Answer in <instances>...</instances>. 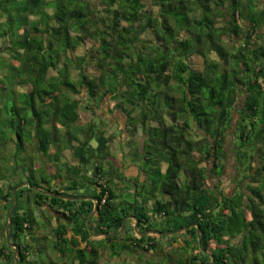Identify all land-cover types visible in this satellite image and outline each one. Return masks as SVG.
<instances>
[{"label":"trees","instance_id":"obj_1","mask_svg":"<svg viewBox=\"0 0 264 264\" xmlns=\"http://www.w3.org/2000/svg\"><path fill=\"white\" fill-rule=\"evenodd\" d=\"M145 1L0 0V90L7 99L2 109L9 113L2 122L7 129L19 124L13 156L27 153L32 179L27 181L40 189L23 184L34 198L29 202L26 196L27 208L22 209L16 197L11 209L9 240L18 248V264L54 263L43 258L41 239L31 235L36 225L30 203L36 208L47 203L51 213L44 212L45 218L51 221L54 214L69 223L58 225L51 241L62 264H97L104 256H116L114 244L122 238L121 251L140 258L137 252H149L157 244L152 235H140L151 229L166 233L165 241L171 243L169 251L156 250L163 264L169 259L210 264L211 258L213 264H264V0H257L253 11L246 0H148L155 11L147 10ZM234 37L239 38L235 45L225 44ZM86 42L91 45L80 53ZM192 54L202 57V70L189 64ZM70 66L75 76L69 74ZM90 67L96 72H87ZM15 86L22 87L23 102L7 104ZM104 102L107 112L125 115L126 127L134 126L135 117L141 121L143 145L135 151L141 153V163L134 182L140 180L142 189L131 183L133 202L126 201L127 206L114 202L102 166L105 158L111 164L114 158L107 157L113 133L97 127L94 119L109 127L108 119L96 114ZM81 112L90 116L78 123ZM230 128L233 147L225 148ZM50 148L52 161L65 149L75 161L63 173L55 171L60 164H53L51 178L44 175L46 166L34 167L35 156L48 159ZM229 151L233 167L225 183L221 176ZM15 166L13 160L12 171L20 167ZM34 171L43 175L37 180ZM182 171L188 175L179 183ZM99 173L105 186L96 180ZM63 177L68 184L55 189L52 181ZM120 178L115 176L116 183ZM20 182L8 185L1 196L5 210ZM85 184L96 186L91 199L68 194ZM158 186L161 200L158 192L151 193ZM130 215L140 232L128 218L130 224L127 230L124 224L118 238L122 219ZM5 226L0 256L15 264ZM176 242L179 248L172 247ZM184 248L192 254L173 260L170 253ZM32 254L35 258L28 259Z\"/></svg>","mask_w":264,"mask_h":264},{"label":"rangeland","instance_id":"obj_2","mask_svg":"<svg viewBox=\"0 0 264 264\" xmlns=\"http://www.w3.org/2000/svg\"><path fill=\"white\" fill-rule=\"evenodd\" d=\"M256 1L257 0H246V3L249 7V10L253 11V9H254L253 4ZM148 3H149L148 0L145 1V8L149 11H153V10L155 11L156 9L151 7V5H149ZM216 23H217L216 26L221 25L219 19L217 20ZM184 32L185 31L180 33V35H179L180 38H181V36H185ZM236 41H239V38L234 37L232 41L227 40L225 44H227V45L234 44L235 45ZM89 45H91L90 42L89 43L86 42L85 45H83V47L80 48L79 52L82 53V52H84V50L86 51L87 48L89 47ZM3 49H5V48H3ZM3 55H4V58L8 57V55L6 53H3ZM211 55L213 57H215L214 53H211ZM188 62L191 66H193L194 68H196L198 70H202V68H203V60H202L201 56L192 54L189 57ZM86 71L90 72V73L96 72L93 67L87 68ZM54 72L55 71L51 70V71H49V74H54ZM69 74L72 76H75L77 74V72L73 66L69 67ZM8 80L9 79L4 78L3 83L5 85H8ZM6 87L9 88L8 86H6ZM0 88H2L1 85H0ZM26 89L29 91L30 87H27ZM6 90H8V89H6ZM9 90H11V89H9ZM12 90H13V88H12ZM21 91H23L22 87L15 86L14 87V93L15 94L12 92V97L10 99H8L9 101H7V104H10L12 102H15L17 105L22 104L23 99H21L22 98V96L20 95ZM8 92H11V91H8ZM6 100H5V91L0 90V129L2 130V132H0V186L3 185V187H4V184H6V182H8L9 180H12V179H14L13 183H17L19 180L22 181L21 183H24L28 179L32 180L31 176H29L30 173L28 172L29 171L28 166H27L28 165V157L27 158L24 157L27 155L26 152H22L16 158L13 156L14 144H18V138H17V135H15L16 134L15 130L17 129V126L19 124L15 123L11 129H7L8 126L4 125L5 122H2L5 120L6 114H9V113H7L6 110H4L5 108L2 109L6 103ZM104 107H105V102L103 103V107L101 109L100 108L96 109V111H97L96 114L98 117L103 116L104 118H107L108 119L107 123L109 124V127H106L104 122L102 123L103 125L100 124L101 122L96 120V117H94L95 124L97 127L105 126L104 129H106V130L108 129L110 133H113L112 134V136H113L112 137V144L110 145V149H109L110 154L107 157L111 158L112 156H114V158H117L119 165L121 166L122 169L117 171L116 170L117 167L114 166L115 163L112 161L114 165L111 164V162L107 158H105L102 161V163H103L102 166H103L104 170L106 169L105 173L107 174V176L109 178L110 186H111L112 190L114 191V194L116 195V197L114 198V202L115 203L120 202V204L122 206H127L126 201L133 202V198H132L133 195L131 193L132 191H130V189L132 187L131 183H134V186H135V184H138V186H136V189L138 191L141 192V189H142V188H140V184H141L140 180L138 182L137 181L134 182V180L137 177H139V175L137 176L135 174H136V169H137L138 165H140V163H141L140 162L141 160L137 159L140 157L141 153L138 152L139 154H137V155L135 154V151L137 150V148L141 147L143 145L141 143L142 142V131H141V128L139 127V125H141V121L139 119H137V117H135L133 119V121L135 122L134 126L130 125V126L126 127L124 124L125 123V115L122 112H119V111H114L113 113L109 112V111L107 112V110H105ZM89 116H90L89 113L81 112L78 123L86 122L88 120ZM138 120H139L140 124L138 123ZM113 122H116V123H113ZM135 125H136V127H135ZM233 139H234V129L230 128L226 132V135H225V141H224L225 148H228L229 146L233 147ZM92 142L94 143V141H92ZM136 146H137V148H136ZM229 150H230V148H229ZM23 153H25V154H23ZM66 153L70 156L69 150ZM232 156H233L232 153L229 151V153L225 157L226 166L224 168L223 175L221 176L222 178L220 177L221 179H225V183L228 182V180L230 178L229 172L231 171V169L233 167L232 166V162H233ZM20 158L21 159L24 158V160L21 161ZM35 158H36V156H35ZM13 160H14V162H16L15 167L20 166L15 171H12ZM64 161L66 163H68L67 162L68 158H66V160H64ZM36 163H37V161H36ZM45 166H47L45 163H41V167H45ZM143 166L144 165H141V168H143ZM112 168H115V169L112 172H109V170ZM44 170H45L44 175L49 177L46 169H44ZM50 171H52V170H50ZM40 173H42V175H43V171H41V172H35L34 171L33 176L35 177V175H36L35 179L38 180L41 177ZM139 174L141 175V172H139ZM149 174L152 177L155 174V171H152ZM117 175L119 177L122 176L123 179L122 178L118 179V181L116 183L115 180L117 179ZM187 175H188L187 171H182L180 177L178 178L179 183L185 182ZM115 176H116V179H115ZM80 180L82 182H84L85 177L81 178ZM115 183H116L117 188H115ZM24 187L25 186L22 185V187H20V188H22L23 190H21L19 192L18 196L16 194L17 205H20L21 204L20 202L22 201V205H23L22 209H24L25 207L27 208V206L25 204V203H27V201L23 200L26 198V196L28 197L29 202H31L34 198V192L32 190L28 191ZM90 188H93L95 190L96 186L92 185V186H90ZM159 188L160 187L158 186V187L152 189L151 193L153 192V194H156L158 192L156 194V197L159 200H161L160 198H162L163 194L161 192H159L160 191ZM72 192L73 191H70V192H68V194L72 195L73 194ZM145 193L147 194V187H145L142 190L143 196L145 195ZM74 194H76V193H74ZM150 195L151 194H149V189H148V196H150ZM139 198L140 197H138V199ZM150 198L153 201H155L154 197H150ZM115 205H118V204H115ZM30 206L32 209V214H33L32 218L34 220V225H36V228L33 229V232H31V235H36L38 237L37 239H41L39 241V243L41 244V246L42 245L44 246V247H41V249H43L45 252V255L43 256V258L49 256L51 259V262H54L52 264H62L61 259H59V257H58V253L51 249V241L56 240V237H55L56 235L54 234V229L57 227L56 220L52 221V219H51V221H49V219L45 218V217H47L46 214H44V212H46V209L37 210L40 208H36V206L33 203H30ZM73 206H75V204H73ZM4 212H5L4 206L2 204H0V214L3 218H5ZM6 212H7V209H6ZM128 217H124L122 219V222L124 221V224L126 223L124 230H127L128 226L130 224V220L128 219ZM149 219H150V221H153V223H154V221L156 222L155 217H152V218L149 217ZM59 221L61 223H63L62 225L64 227H67V225L65 224V223H67L65 218L60 217ZM2 225L3 224L1 222L0 223V232H1ZM138 232H140V231H138ZM123 234H124V232L123 233L119 232L118 238L119 237L121 238L123 236ZM31 235L29 234V231H26L24 233L25 240L28 241L29 243L31 242V240H30ZM153 238L156 239V235H153ZM165 238L166 237H164V235L161 237L159 236L157 238V244L155 246L156 250H161V249H166L165 251H167V249L170 250V248H171L170 244L171 243L167 244V242L165 241ZM167 239H168V237H167ZM124 243L125 242L122 238L117 243L114 244L113 251L118 252L119 253L118 255L113 256V257L104 256L103 260L101 262H98L97 264H127L128 262L132 263V264H142V262H143L145 264V262H147V261H151L152 264H163V263L159 262L161 257H160V255L156 254V250H151V251L145 252L143 254L141 251H139V252H137L138 254H141V257L139 258L136 253L130 254L128 251H121L123 249ZM0 245H4L3 234H1V236H0ZM179 245H181V243L179 242V244H178L176 242V243H173L172 247L179 248L178 247ZM191 251H192V249H187V248H184L182 250L174 249V252L170 253L171 254L170 256H172L173 260H176L177 258H180L181 260H183L184 257H186L189 254H192ZM159 254H160V252H159ZM33 258H35L33 254L28 257V259H33ZM139 260H140V262H139ZM0 264H8L5 260H3L2 256H0ZM168 264H174V263L172 262V260L169 259Z\"/></svg>","mask_w":264,"mask_h":264},{"label":"crops","instance_id":"obj_3","mask_svg":"<svg viewBox=\"0 0 264 264\" xmlns=\"http://www.w3.org/2000/svg\"><path fill=\"white\" fill-rule=\"evenodd\" d=\"M68 150L67 149H65V150H63L61 153H60V157H59V160H54V161H52V157H53V153H54V149L53 148H50V150H49V157H48V159L46 158V157H44L43 155H37L36 156V160L34 161V167H35V169H38V168H40L41 167V163H45L47 166H46V168L48 169V175L50 176V174H51V172L49 171V170H52V166H53V164L55 165V163H57V164H60V168H59V166L55 169V171H57V170H59V169H61V173H63L64 172V169H65V165L66 164H68V165H73L74 164V162L75 161H72V158H69L70 156L66 153ZM23 154H25V153H23ZM27 154V153H26ZM66 158H68V163H66L64 160H66ZM36 161H37V163H36ZM56 161V162H55ZM112 161L115 163V166L119 169V170H121L122 168H121V166L119 165V162H118V160H117V158H113L112 159ZM40 162V163H39ZM117 162V163H116ZM15 178V177H14ZM50 178H51V176H50ZM13 181H14V179H12V180H9L8 182H6V184H4V187H3V185H1L0 186V204H2L3 206H4V201L2 200V198H1V196H3V195H5L6 193H7V191H8V185H13V184H15V183H13ZM26 182V181H25ZM24 182V183H25ZM54 184H53V187L56 189V188H58V189H60L61 191L63 190V188L68 184V182H67V180H66V178H65V180H64V177L63 178H59V179H55V180H53L52 181ZM21 183V182H20ZM20 183H18V184H16V185H19ZM23 183V184H24ZM22 184V183H21ZM20 187H22V185H20ZM20 187H18L17 189H20ZM70 191H73L72 193H76L77 194V198H81V199H83V198H85V199H91V194L93 193V191L94 190H92V188H90L87 184H85V185H83V186H77V188L76 189H71ZM2 193V194H1ZM40 209H37V210H42V209H46V212H50L51 213V210H50V208L48 207V204L47 203H45V204H43L42 206H40L39 207ZM21 211H23V210H21ZM4 217L5 218H3L2 216H1V214H0V223L2 222V224H4V222H6V224H7V220H6V210H5V212H4ZM33 215V214H32ZM40 217V216H39ZM128 218H132L131 219V225H134L135 224V219H133V216H129ZM52 221L53 220H56V225L58 226V225H62L63 223H61L58 219H57V216L56 215H52ZM155 222V221H154ZM66 225H67V227H68V222L67 223H65ZM64 228H66V227H64ZM144 231H146V230H144ZM147 233V232H146ZM146 233H143V234H140V235H148V233L146 234ZM150 234V233H149ZM100 234H98L97 236H99ZM161 235H165V234H161ZM161 235H160V237H161ZM93 236V238H94V235H92ZM91 236V237H92ZM157 238L158 237H156V239H154L156 242H157ZM153 240V241H154ZM153 250H156L155 248L153 249ZM168 250V249H167ZM151 251V250H150ZM157 252V251H156Z\"/></svg>","mask_w":264,"mask_h":264},{"label":"water","instance_id":"obj_4","mask_svg":"<svg viewBox=\"0 0 264 264\" xmlns=\"http://www.w3.org/2000/svg\"><path fill=\"white\" fill-rule=\"evenodd\" d=\"M25 184L28 185V186H31L32 188H34L36 190H40L38 187L30 185L28 183V181H26ZM20 185H23V183L22 184H19V185H16V187L13 188V190H12L13 195H12L11 203H10L8 209H7V212H6L7 220L8 221H7V224L5 226L6 239L8 240L9 244L12 247H14L15 264H18V260H17L18 248H17V246L14 243L10 242V240H9L10 239V236H9V228H10V225H11V213L10 212H11L12 207L14 206V201L16 199V190H17L18 187H20ZM43 192L46 193V194H48V195H50V196H57V197H61V198H71L70 196H66V195H63V194H56V193H53L52 191L51 192L50 191H43ZM96 202L97 201H95V203H94V209H93L92 212H94L96 210V208H97L96 207ZM92 212L90 213L89 217L91 216ZM87 223H88V221H87ZM136 223L137 222L135 221V224H134L135 230L137 228V224ZM123 226H124V221L122 222L121 227H120V229H119L118 232H120L123 229ZM144 232L146 233L148 231H144ZM198 232H199V230L197 228V234H198ZM210 264H213V259L212 258H211V263Z\"/></svg>","mask_w":264,"mask_h":264},{"label":"clouds","instance_id":"obj_5","mask_svg":"<svg viewBox=\"0 0 264 264\" xmlns=\"http://www.w3.org/2000/svg\"><path fill=\"white\" fill-rule=\"evenodd\" d=\"M25 184V183H24ZM13 190V189H12ZM16 194H17V190H16ZM11 213V212H10ZM8 221V220H7ZM136 221V220H135ZM26 225V224H25ZM5 230V229H4ZM136 230L138 231V229L136 228ZM146 231H148L149 233H150V235H156V237H159L161 234H166V233H161V232H159L157 229H151V230H146ZM26 232V231H25ZM147 232V233H148ZM143 233H145L144 231H142V232H140V234H143ZM146 233V234H147ZM148 233V234H149ZM159 235V236H158ZM5 236H6V234H5ZM161 236H163V235H161ZM146 246V245H145Z\"/></svg>","mask_w":264,"mask_h":264},{"label":"built area","instance_id":"obj_6","mask_svg":"<svg viewBox=\"0 0 264 264\" xmlns=\"http://www.w3.org/2000/svg\"><path fill=\"white\" fill-rule=\"evenodd\" d=\"M88 174H91V173L88 172ZM96 180L98 181L99 184L105 186V184H106V183H105V179H104L103 176L100 175V173L97 174V176H96Z\"/></svg>","mask_w":264,"mask_h":264}]
</instances>
